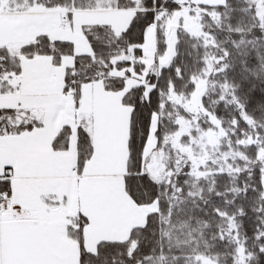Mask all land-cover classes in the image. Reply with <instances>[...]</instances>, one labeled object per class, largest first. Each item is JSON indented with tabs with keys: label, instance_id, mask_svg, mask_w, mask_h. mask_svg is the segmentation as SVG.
I'll return each mask as SVG.
<instances>
[{
	"label": "snow or ice",
	"instance_id": "snow-or-ice-1",
	"mask_svg": "<svg viewBox=\"0 0 264 264\" xmlns=\"http://www.w3.org/2000/svg\"><path fill=\"white\" fill-rule=\"evenodd\" d=\"M0 264H264V0H0Z\"/></svg>",
	"mask_w": 264,
	"mask_h": 264
}]
</instances>
